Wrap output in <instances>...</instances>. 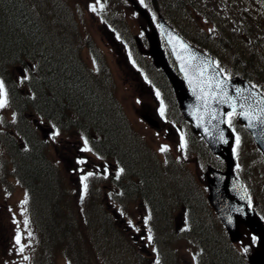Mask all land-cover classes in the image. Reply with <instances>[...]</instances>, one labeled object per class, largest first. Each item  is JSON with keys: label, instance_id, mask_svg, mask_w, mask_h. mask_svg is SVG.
Returning a JSON list of instances; mask_svg holds the SVG:
<instances>
[{"label": "rangeland", "instance_id": "374dc122", "mask_svg": "<svg viewBox=\"0 0 264 264\" xmlns=\"http://www.w3.org/2000/svg\"><path fill=\"white\" fill-rule=\"evenodd\" d=\"M62 1L69 6L71 5V9L76 14L73 17L70 15L64 16L60 20L66 26L65 28L63 27L64 30L69 31V35L73 33V35L68 37L70 43V39L74 36L72 39L74 43L72 44L71 42V47L75 48L82 42H89L90 38L91 43H93L90 35L94 38L95 51L93 53L95 57H90L87 49L84 50L83 55L85 54L86 62L92 64L90 67H95L96 61L97 65L105 73L97 71L94 74L97 77L95 78L91 74L93 69L86 66L91 80L95 83L101 82L104 85L105 90L100 91L95 88L96 94H99L97 96L101 98V102L106 106L108 113H111L109 110L113 108L117 115L121 114L116 119L120 120L122 118L126 120L127 117L134 126L133 130L132 127L129 128L128 122L121 124L120 121L117 122L116 120L117 128L111 127L112 119L109 116L106 119L108 123L107 131L111 133L108 143L120 149L119 151H128V153L132 154V160L136 162V164H133L140 169L141 167L143 168V179L139 176L140 187H136L133 182L130 185V181L137 178L135 174L133 176L127 175V178L130 177V179L126 180L125 190L120 186V184L125 182V179L116 180V182L111 181V179L107 181L100 177V179L94 180L95 193L98 194L99 198L97 203L91 199V207L87 209L86 205L84 207L81 201L85 197L78 194L83 184L82 180L77 178L80 165L77 164L76 158L84 153L81 151L84 147L83 138H87L88 145H90L89 140L94 138V132L88 131L82 137L76 131L70 130L68 132L67 129L58 128L60 135L57 136V140L61 141L62 145L61 143L58 145L52 143L48 137L44 138L43 132L37 128L34 123V117H37L43 126L48 124V120L34 112H29V109L25 110L24 113H18L17 109H19L18 106L21 101L17 102L11 97V92L7 91L8 106L0 109V264H33V257H36L35 264H157V262L158 264H241V262L246 264V260H241L244 256L239 254L238 251L241 250L249 254L248 251L250 249L252 252L254 248H257L258 242L255 235L242 228L243 237L241 240L233 245L229 244L222 235L221 230H218L221 224L214 218L212 207L208 203V206L205 205L202 195L199 197L201 205L194 197L197 194V189H199V193L203 191L202 187L207 191L204 167L211 161L216 162L219 159L211 153L202 138L193 132L190 123L181 119L180 112L173 104L170 90L165 85L160 86L162 83L157 80V70L151 67L152 64H149L150 61L144 56V52L138 48L137 44H134L136 36L141 39L145 38L143 29L148 28L145 20L127 0ZM136 1L142 7H145L153 18L161 14L170 24L181 27L193 38L194 36L196 38H207L208 36L207 39H209L211 45L221 48L225 57V64L228 66V64L232 65L234 62L233 52H230V50L226 51V48L230 46L219 44L216 38L222 35L219 31L222 25L229 32V34H226L227 38L234 37L232 30H237L238 26L240 28L236 33L238 39L240 40V37L245 34L248 23L247 21L240 22L241 18L238 15L240 6L236 0ZM93 5L97 9L95 12L91 10ZM211 10L215 12L214 16ZM114 17V23H116L115 31L110 24ZM213 20L217 28L212 23ZM56 24V22L53 24L55 28H57ZM155 25L158 27L157 23ZM177 26L176 28H178ZM77 27L79 28V33L82 32L80 38L77 37L78 42L76 41L78 32H75ZM253 27L257 36L264 37L261 29ZM211 32H214L217 36ZM110 34L113 35L115 40L121 39L123 42L119 41L123 45L125 43L130 50L131 55L137 62H134V67L131 66L132 69L126 65L125 58L129 54L128 49L118 42L123 48L125 54L123 57L118 49L113 46ZM250 39V42L256 40L255 34H252ZM233 47L240 49L246 61L253 54L250 44L240 43ZM245 63L239 62V68H244ZM138 65L143 69V74L138 73L136 68ZM251 65L259 71L264 69V51L258 52ZM33 66L35 67V65ZM38 66L41 70V76L35 75V88L39 90L38 85L48 79L52 86L55 85L52 78L48 77V79H45L42 76L46 75L43 71L49 68V62L40 63ZM20 69L19 67L16 68V78L19 77L16 81V88L24 92L27 89L22 83L24 77ZM108 73L112 74V76H108ZM140 75L145 78L152 77L151 82L155 83L157 87L159 85L160 91L158 89L155 90V85H148ZM51 76L53 77L52 73ZM79 86L80 84H77L78 88ZM53 89L56 91V88L53 87ZM108 89H111L113 96L107 91ZM59 91V95L56 96L57 99H60L61 94H65V92H62L63 89ZM106 95L111 96V100L116 103L112 104L110 99L106 100ZM70 98L78 100L75 94L70 95ZM49 100L51 105L56 102L55 98H50ZM41 104L46 105L44 98H42ZM38 108L44 109L39 105ZM144 109H149L152 113L158 114L159 118L166 123L167 126L164 132L153 131L140 119V114L144 112ZM161 109H163V115H161ZM57 110L60 111V108H57ZM234 120L235 118L232 117L231 121L233 122ZM170 123L172 124L170 125ZM20 125L21 128L25 129L24 132H20L17 129ZM127 129L131 133L128 136L127 134L125 135ZM175 131L177 134H175ZM165 133L168 137L165 136ZM240 140L241 151L244 152V157H241L244 163L241 178L253 186L250 187L257 199H259L257 205L264 212V156L257 151L256 147H253L250 142L252 141L251 136L248 132L241 134ZM21 141H23V144ZM38 142L43 144L50 157L56 160L58 166L55 164V168H52L50 162L47 163L43 158L35 159V155L33 156L32 153L39 151L42 153L41 145ZM182 144L184 145L183 148H181ZM26 145L31 148L23 150L26 149L24 148ZM162 146H167L168 151L161 152L160 148ZM57 149L59 151L55 153ZM101 151L99 149L97 153L90 151L89 158L97 164L100 163L98 170L105 167L103 175L108 177L110 172L109 168H106L108 166L104 163V160L107 159L108 162H111V159L109 156L103 157ZM124 155L126 156V154ZM4 157L6 163L9 164V166H5V169L2 164ZM15 161L18 163V168H15L13 164ZM167 163L171 164V170L174 167L176 172L174 173L172 170L173 178H168L174 184L171 190L174 189L175 193L170 192L169 188L161 192L154 185L150 187L148 183L145 185L144 182L149 177H152L153 174H156L155 172L162 173ZM37 167L39 169L34 170ZM44 169L47 170L49 175L52 172V175H55L54 177L56 178H59L58 174L61 175L60 183L65 189L59 188L62 189L63 196H60L61 193L58 191L57 186L51 188L53 180H50L52 177L46 180L49 186L46 194L42 192L40 184H37L38 181L36 182L29 177L30 170L41 172ZM55 169H58L57 173ZM133 169L132 165L129 166V170L133 171ZM21 174L26 179L23 180L25 182L19 180L16 176L21 177ZM28 180L32 185L29 184ZM177 185L180 186V192L184 191L183 194L189 201L188 206L191 212L187 211V213H184V216H188L189 220L191 219V223L188 222L187 226L179 231H177L176 216L182 213L183 206L182 204H177ZM138 188H140L141 192H144L145 196L156 201L153 206V212L148 214L146 205L142 203L143 198L138 197ZM148 188L149 190L147 191ZM89 190H91V186L88 187L87 191ZM118 190L121 193H118ZM185 190H189V193H186ZM117 193L120 196H115ZM204 194L206 196V193ZM30 197L32 212L36 213L37 210L45 208L42 216L44 219L37 223L41 232L45 229L48 231L43 236L37 235L36 225L30 218ZM115 198L119 200L113 201ZM120 199L123 201L120 202ZM25 200L27 201L26 204L24 203ZM54 200L55 204H52ZM99 202H102L103 205L98 204ZM51 204L56 210L46 211L48 205ZM57 204L59 205L57 206ZM102 207L105 208V211ZM148 207L150 208V206ZM115 215H118V217H115ZM107 217L110 218V222L104 221V218ZM37 219H39L38 216H36ZM25 220L28 221L27 225L24 223ZM62 220H66L67 223ZM103 222L104 225L102 224ZM63 223L67 225L66 228L63 227ZM91 224L94 226H91ZM70 225L72 226L70 227ZM112 226L118 227V230ZM111 227L117 231L113 232ZM131 231L139 235L140 238L137 241L134 238L135 233ZM76 233L79 234L75 236ZM119 233L123 235L125 240L123 244L118 239ZM17 234L21 235L23 252L20 251V245L15 242ZM149 235L152 237L151 240L148 239ZM75 237L79 239L78 247L81 250L78 252V256L76 255L78 261L72 258L75 251L68 247L70 244H75ZM55 238L63 241H57ZM54 241L60 244H63V242L69 244L66 248L58 246L59 249L54 251L50 247ZM66 249H69V253ZM158 253L159 259L156 258Z\"/></svg>", "mask_w": 264, "mask_h": 264}, {"label": "trees", "instance_id": "16d2710c", "mask_svg": "<svg viewBox=\"0 0 264 264\" xmlns=\"http://www.w3.org/2000/svg\"><path fill=\"white\" fill-rule=\"evenodd\" d=\"M238 1L243 3L245 6L242 9L245 17L255 23L258 28L264 30V0H253V2L250 0ZM177 2H179V0H177ZM212 14L213 16L215 15V13ZM69 15L72 17L76 16L73 9H71V5L69 6L62 0H0V80H3L7 88L10 89V92L11 94L13 93L15 100L17 102L21 101L18 106L20 113L25 111L27 108L42 118L50 120L55 125H58L63 129H86L87 132L93 131L97 137L102 138L97 140L98 147L103 148V150L111 156L123 155L124 157H120L126 164L128 163L126 158L128 153L119 151L120 149H117L111 143H108L111 133L107 131L108 123L106 119L111 116V127L117 128L116 118H119V114L117 115L113 108L112 110H109L111 113L106 111V106L101 102V98L97 96L99 94H96L95 89L98 88L100 91L105 90L104 85H102L101 82L95 83L91 80L87 73L88 69L86 68V66L89 67V65L83 59V49L85 47L90 48V45L92 44L91 38L89 39V42L85 41L81 44H78V46H75V48L71 47V42L74 36L70 39V43L68 37L73 35V33L69 35V31L64 30L66 26L60 22L64 16ZM55 22L57 23L56 27L58 29L53 25ZM178 28H180L183 34L188 35L181 27ZM219 31L222 35L216 39L219 44L230 46L229 50L230 52H233L232 57L234 60L232 65L228 64L227 66L225 64V57L221 52V48H218L216 45H211V42L209 39H207L208 36L207 38H196L194 36V38L191 37V41L194 44L204 48L208 53L214 55L219 60V62H221V65L225 70H230L229 72L233 74H238L243 78H246L252 82H256L264 91V69L259 71L251 65L253 59H255V57L258 55V52L260 53L264 51V43L259 38L254 42V45L252 46L253 54L250 56L248 61L244 60V56L241 54L240 49H235L233 47L236 44L249 43V33H256L253 31L252 26L247 27L246 40H239L236 36L227 38L226 33H229L225 26L220 27ZM75 32H78L76 35V41L78 42V38H80L82 32L79 33L78 27L77 30L75 28ZM212 34L216 35L214 32H212ZM73 43L74 42H72V44ZM46 62H49V68L43 71L46 75L42 76H44L45 79H48V77L52 78L55 85L52 86V84L49 83L50 80L48 79L42 84H39V90H37L34 83L36 81L35 75H38V77L41 76V70L38 64H43ZM239 62H246L245 67L239 68ZM33 65H35V67ZM17 67L23 68V70L27 72V75H25L27 78L23 80V85L27 89L24 92H21L16 88ZM96 72L97 71L93 70L91 74L94 75ZM98 72L105 74L100 68L98 69ZM51 73L53 74V77L51 76ZM107 75L110 76L109 73ZM94 77L97 78L95 75ZM109 81L112 83L111 80ZM77 84H80L79 88L77 87ZM53 87L56 88L55 90L57 92L54 91ZM60 89H63L62 92H65V94H61L62 96L60 99H57L56 96L59 95L58 92H60ZM107 91L111 93V89H108ZM72 94H75L78 100L71 99L70 95ZM111 96H113V93H111ZM111 96H107L106 100L110 99V103L115 104L116 102L111 100ZM42 98H44L46 105L41 104ZM50 98H55L56 100L53 105H51L49 102ZM25 104H27V106H25ZM38 105L42 106L44 109H39ZM57 108H60V111H58ZM20 121L21 120L19 118V122ZM19 130L24 131L25 129L21 128L20 126ZM126 134L127 136L129 135L127 131H125V135ZM38 143L41 145L42 153H40L39 150L37 153H32L33 156L35 155V159L38 160L39 157H41L47 163L49 161L51 162V157L48 154L47 149L44 148L41 142ZM124 154H126V156ZM133 163L136 164V162H131V165L134 168L131 172L137 177L141 174L143 168L141 167V169H138ZM14 164L15 167L18 168V163H16V161ZM37 169H39V167L34 170ZM50 174L51 175H49L46 169L41 172H33V170H30L29 177L34 179L36 182L38 181L37 184H40L42 192L46 194L49 189L46 180H49L50 177L55 176L52 175V172H50ZM21 176L23 177L22 174ZM28 182L30 185H32L29 180ZM135 185L136 187H140V182L135 183ZM138 191H140V188H138ZM32 198L34 199L33 195ZM93 201H95V203L98 202L96 197L93 199ZM29 202L32 206L31 197ZM181 203L187 204L188 202H186L185 199ZM52 204H55V200ZM52 204L48 205V209H46V211H50L51 209L56 210ZM98 204L102 205L101 202ZM58 205L59 204H57V206ZM97 206L95 207L98 208ZM89 207H91V202L86 203V208L90 209ZM44 209L45 208L43 207L42 210H37L40 211L37 213V216L39 217L37 222H39L41 219H44L42 217ZM106 220L110 222L109 217L104 218V221ZM102 224L104 225V222ZM71 226L72 225H70V227ZM91 226L94 225L91 224ZM63 227L66 228L67 225L64 224ZM46 232L48 231L45 229L41 232V235L46 234ZM69 234L72 235L71 232H69ZM78 234L79 233H76L75 236ZM74 240L75 244H71L68 247L69 249L75 251L72 258L74 260H78L76 258L78 256V252L81 251L78 247L79 239L75 237ZM69 249H66L68 253Z\"/></svg>", "mask_w": 264, "mask_h": 264}, {"label": "water", "instance_id": "95a60500", "mask_svg": "<svg viewBox=\"0 0 264 264\" xmlns=\"http://www.w3.org/2000/svg\"><path fill=\"white\" fill-rule=\"evenodd\" d=\"M131 1L140 14L151 23L148 12L139 7L134 0ZM160 25L184 79L168 62L159 36L153 29V32L148 34V39L155 64L162 66L167 73L185 118L193 122L195 131L202 134L212 151L222 155L227 162L225 172L210 168L214 175L213 177L209 176V199L227 225L232 240L240 238L239 226L241 223L249 226L259 236L263 250L256 251L250 257V261L252 264H264V223L256 212L249 208L247 194L241 182L233 174L234 158L231 146L234 135L225 120L226 113L233 111L231 107L233 104L239 113L251 110V115H260V109L264 108V95L245 79L225 78L214 65L211 56L189 45L164 20L161 19ZM200 81L206 82L204 84L206 89L211 87V95L215 99L200 98L204 95L201 93L200 87L197 86ZM194 87L196 88L195 93ZM224 93L227 94L226 97ZM222 100L227 102H221ZM239 119L245 123L246 128L252 133L254 140L264 152V122H262L264 115H261L260 120L253 119L251 124L244 116L239 115Z\"/></svg>", "mask_w": 264, "mask_h": 264}, {"label": "snow or ice", "instance_id": "6c2138e0", "mask_svg": "<svg viewBox=\"0 0 264 264\" xmlns=\"http://www.w3.org/2000/svg\"><path fill=\"white\" fill-rule=\"evenodd\" d=\"M141 2H143V0H141ZM101 7H102V5H101ZM91 10L93 12H95L97 9L93 5ZM182 68H183V65H182ZM186 75H187V72H186ZM201 75H202V73H201ZM25 78H27V77H25ZM189 82H190V84L192 83L191 78L189 79ZM205 83L206 82H204V81L198 82L197 86L200 87L201 93L204 94L200 98L201 99H215V97L211 95V93H212L211 87L206 89L204 87ZM193 91L195 93V91H196L195 87L193 88ZM157 95H159V94L157 93ZM226 95L227 94L224 93L225 97H226ZM221 102H227V101L226 100H222ZM7 106H8V93H7V90L5 89L3 80H0V109H4ZM231 107H232L233 111L231 113H229L227 121H226L228 123L229 127H231V119H232V117L234 115L238 114V115L244 116L245 119H247L250 124H251L253 119L260 120L261 119V115H264V108L260 109V115L253 116V115L250 114L251 110H245V111H242L240 113H237L235 105L233 104V105H231ZM161 115H163V109H161ZM262 122H264V121H262ZM59 135H60V131L57 129L53 138H55L56 136H59ZM83 143H84V147L81 149V151H85V152L92 151V149L90 147H88L87 138H83ZM236 143H237V145H239V136L236 137ZM183 147H184V145L182 144L181 148H183ZM160 151L161 152H167L168 151V147L167 146H162L160 148ZM78 163L79 164H84L85 161L83 159H81V160L78 161ZM119 171H120V173H122L124 170L120 169ZM91 175H93V173L89 172L87 175H84V176L81 177V180L84 182L83 183V187H84L85 193L87 192V187H88L87 180H88V177L91 176ZM117 178H119V174L117 175ZM24 203L26 204L27 201L25 200ZM149 219H150V216H149ZM24 223H25V225H27L28 221L25 220ZM149 232H150V230H149ZM29 235H30V233H29ZM148 239L149 240L152 239L151 235L148 236ZM15 242H16L17 245H20V251L23 252V245L21 244V235L20 234H17V236L15 237ZM245 251H247V249H245ZM25 259H27V257H25ZM157 264H158V262H157Z\"/></svg>", "mask_w": 264, "mask_h": 264}, {"label": "flooded vegetation", "instance_id": "af4514ba", "mask_svg": "<svg viewBox=\"0 0 264 264\" xmlns=\"http://www.w3.org/2000/svg\"><path fill=\"white\" fill-rule=\"evenodd\" d=\"M110 37H112L111 38V42L120 50V53L123 55V57H124V51H123V48L121 47V45L118 43V41L117 40H115V39H113V35L112 34H110ZM139 44H140V46L143 48V46H144V44L141 42V41H139ZM88 51V54L90 55V57H92V54L91 53H89V50H87ZM146 55H147V57H149V55L147 54V50H146ZM84 56H85V54H84ZM126 65L127 66H129L130 67V69H132V67H131V65H132V58H130L129 56H127L126 58ZM129 64H131V65H129ZM138 73L139 74H141L140 73V71H138ZM160 74V76H161V78H162V74L161 73H159ZM143 80H144V78L143 77H141ZM144 107L145 108H147V106H145L144 105ZM150 113H152L151 111H149V109H144V113L143 114H140V119H141V117L144 115V114H150ZM142 115V116H141ZM151 115H153L154 116V118H156L157 119V121H156V127L158 128V129H154L153 127H150L147 123H146V121L145 120H142L143 122H145L146 123V125L150 128V129H152L153 131H156V132H164L165 130H166V123L161 119V118H159V116H158V114H151ZM146 116H148V115H146ZM124 119H120V120H118L117 119V122L118 121H120V123L121 124H126L127 123V121L126 120H124ZM172 123H170V125H171ZM155 125V124H154ZM169 131H170V129H169ZM167 132H168V129H167ZM175 134H177V132L175 131ZM165 136L166 137H168L167 136V134L165 133ZM22 144H23V142H21ZM130 154V153H129ZM80 158H82L81 156H80ZM116 159H117V157H115ZM75 161V160H74ZM88 165V167L89 166H91L90 164H87ZM119 167H118V163H115V166L113 167V169L115 170V172H111V175L113 176V179H115V180H117V173H116V170L118 169ZM104 170V169H103ZM156 174H153V177H155V176H157V172H155ZM162 174V173H161ZM146 185H147V183H146ZM158 189V188H157ZM149 190V188L147 189V191ZM159 191H161V192H163V190H160V189H158ZM118 193H121V191H119ZM116 194L115 196H120V194ZM186 209L187 208H183V211H182V213L181 214H178L177 215V231H179L180 229H182V228H184V227H186L187 226V224H188V222H189V217L188 216H184L185 214V212H186ZM212 212H213V214H214V211L212 210ZM245 228V227H244ZM245 229H247V228H245ZM218 230H221V233H222V235L226 238V237H228L229 238V235H228V233H227V230L225 229V227L223 226V225H221V227H219L218 228ZM224 237H222V238H224ZM248 237H249V235H248ZM247 237V238H248ZM137 238V237H136ZM220 238V237H219ZM251 238V237H250ZM249 238V239H250ZM221 239V238H220ZM220 239H218V240H220ZM221 240H223V239H221ZM231 244V243H230ZM233 245V244H232ZM258 248V247H257ZM257 248H254V250H256ZM251 250V249H250ZM253 250V251H254ZM252 251V252H253ZM239 253L240 254H242L243 256L245 255V252L244 251H239ZM243 260H244V258H243ZM245 261V260H244ZM246 262V261H245ZM241 264H245L244 262H241ZM246 264H248L247 262H246Z\"/></svg>", "mask_w": 264, "mask_h": 264}, {"label": "bare ground", "instance_id": "6f19581e", "mask_svg": "<svg viewBox=\"0 0 264 264\" xmlns=\"http://www.w3.org/2000/svg\"><path fill=\"white\" fill-rule=\"evenodd\" d=\"M5 4V3H4ZM178 24V23H177ZM95 100V99H94ZM143 164V163H142ZM141 164V165H142ZM4 169H5V166H9V164H7L6 163V161L4 162ZM171 165V164H170ZM170 165H169V163H167L166 164V166H165V168H164V171L162 172V174H159V173H157V176H155V177H149L148 178V180H147V183L149 184V187L151 186V185H154V186H156L158 189H160V190H163L164 191V189H170L174 184H172L171 183V180L170 179H168V178H170V177H172V170L174 171V173H176L175 172V169H174V167H172V170H171V167H170ZM168 166V167H167ZM172 166V165H171ZM17 173V172H16ZM15 174V173H14ZM20 180H24L23 179V177L21 178V177H19L18 175H16ZM162 176H164V178H162ZM173 178V177H172ZM53 180V181H52ZM50 181H52V187L51 188H55L56 186L58 187V191L61 193L60 194V196L62 195L63 196V192H62V189H63V187L61 186V184L60 183H58L59 181H58V179L56 178V177H52L51 178V180ZM56 181H57V183H56ZM151 181H152V183H151ZM23 182H25V181H23ZM56 183V184H55ZM189 184H190V182H189ZM50 185V186H51ZM59 187H61V188H59ZM179 188H180V186L179 185H177V204H181V202L183 201V200H185L187 197H185V194H183L184 193V191L183 192H180V190H179ZM185 192L186 193H189V190H185ZM143 194V193H142ZM142 194H140V195H142ZM180 194V195H179ZM140 195H138V196H140ZM40 211H37L36 212V215H37V213H39ZM62 221H64V222H67L66 220H62ZM65 223H63V225H64ZM57 241H63V240H59V239H57V238H55ZM68 244L69 243H65V242H63V244H60V243H58V242H55L54 241V243L53 244H51L50 245V247L55 251V249H59L58 248V246H61V247H67L68 246ZM71 245V244H70ZM68 256V255H67ZM69 257V256H68ZM78 261V260H77Z\"/></svg>", "mask_w": 264, "mask_h": 264}]
</instances>
